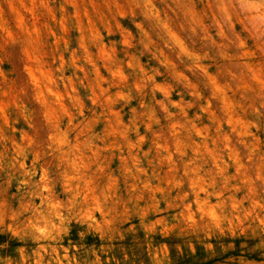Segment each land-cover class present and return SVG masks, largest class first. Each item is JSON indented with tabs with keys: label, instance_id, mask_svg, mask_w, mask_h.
Here are the masks:
<instances>
[{
	"label": "rangeland",
	"instance_id": "rangeland-1",
	"mask_svg": "<svg viewBox=\"0 0 264 264\" xmlns=\"http://www.w3.org/2000/svg\"><path fill=\"white\" fill-rule=\"evenodd\" d=\"M125 13L123 0H0V183L17 206L75 201L99 221L107 199L122 213L40 264H264V26L211 0ZM18 246L0 256L35 260Z\"/></svg>",
	"mask_w": 264,
	"mask_h": 264
},
{
	"label": "clouds",
	"instance_id": "clouds-1",
	"mask_svg": "<svg viewBox=\"0 0 264 264\" xmlns=\"http://www.w3.org/2000/svg\"><path fill=\"white\" fill-rule=\"evenodd\" d=\"M141 4L142 0H123L125 14L133 15L134 9ZM211 6L217 17L230 19L233 23L241 22V17L244 20L258 19L264 26V0H254V2H250V0H211ZM10 188L11 178L0 183V235L10 234L9 241L14 239L19 245L15 248L16 252L23 253L24 249L30 245H34L36 248L35 260L22 254L14 261V264H40L41 253L46 252L53 244L59 246L61 241L66 238L67 243H79L86 239L89 230L108 234L113 231L117 215L122 214L116 213L115 208H108L107 199L102 201L105 208L99 221L94 215L96 211L100 210L99 207L91 206L86 210L75 201L69 202L68 207L57 211L39 206L32 207L23 198L17 206L15 193H11ZM196 215L198 216V214ZM74 220L77 224L75 235L78 240H73L70 236L73 231L70 225ZM227 220L228 217L221 212L220 223L223 224ZM232 220H235V215L232 216ZM185 223L186 226L191 227V225H187L186 221ZM85 224L87 225L86 229L83 227ZM200 224H204L210 229L217 227L216 222L198 216L196 227H199ZM9 241L0 243V250L7 249ZM0 264H13V262L5 256H0Z\"/></svg>",
	"mask_w": 264,
	"mask_h": 264
},
{
	"label": "trees",
	"instance_id": "trees-1",
	"mask_svg": "<svg viewBox=\"0 0 264 264\" xmlns=\"http://www.w3.org/2000/svg\"><path fill=\"white\" fill-rule=\"evenodd\" d=\"M1 238V237H0Z\"/></svg>",
	"mask_w": 264,
	"mask_h": 264
}]
</instances>
